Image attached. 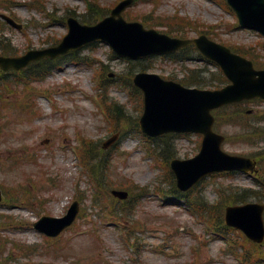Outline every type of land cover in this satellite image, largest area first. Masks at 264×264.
Here are the masks:
<instances>
[{
  "label": "rangeland",
  "instance_id": "374dc122",
  "mask_svg": "<svg viewBox=\"0 0 264 264\" xmlns=\"http://www.w3.org/2000/svg\"><path fill=\"white\" fill-rule=\"evenodd\" d=\"M15 1L32 3V8L11 5L10 0H0V5L6 4L0 7V13L16 17L25 27L18 30L0 19L3 23H0V39L10 41L20 55L31 48H45L67 34V25L61 20L50 21L47 12L57 19L68 16L70 9L81 16L88 12L86 0ZM87 1L98 3L99 9L103 8L102 12L105 13L107 8H113L120 0ZM36 6L42 7L46 12ZM152 8L149 3H139L130 9L132 14H139L140 17L146 13L157 14L156 17L179 14L208 25H217L212 30L216 32V41L228 45L244 44L250 48L251 53L261 52L258 58L264 62L261 47L264 38L256 32L235 28L233 25L237 23V18L224 11L213 0H158V6H155L157 13L152 14ZM198 34L191 32V37ZM77 55L93 62H103L107 65V73L112 72L116 77L111 78V82L106 85L107 90H100L95 67L74 63L72 57L66 56L59 61L60 69H55L45 80L35 83L37 89L43 90L48 96H37L36 106L33 111L30 110V115H20L18 111L13 114L10 120L12 125L4 130L0 138V187L5 193L8 190L12 193L11 189L17 188L14 189L17 194L12 193L10 197L15 204L3 202L0 205V214H10L13 216L10 219L14 220L12 225L0 233V237L6 240L43 245L46 243L45 237L31 226L33 221L43 215L62 216L77 197L83 208L91 206L95 188L84 175L80 159L72 148L79 146V139L83 136H89L101 145L112 135L111 125L109 126L97 102L99 94L100 97L107 98L108 104L117 101L123 105L130 120L139 119L143 110L142 100L127 93L124 87L126 75L146 69L164 76L173 73L174 76L183 77L189 67L206 66L204 63L175 62L159 57L132 65L127 59L117 57L110 46L103 42L85 46L77 51ZM207 67L212 71L216 70L211 65ZM209 86H212L211 81ZM22 97L23 94L12 100ZM54 101L61 107L55 108ZM248 108L262 114L264 101L250 102ZM123 122L124 119L119 124L122 125ZM220 131L225 135L234 133V130L226 126ZM142 138L141 133L131 129L120 140V148L116 152L113 150L110 155H113L111 159L116 167L114 174L109 175L111 178L119 176L131 179L135 188L149 189V195L143 197L136 206H122L128 215H117L125 225L132 226L130 241L122 227L111 222L99 207L94 210L91 206L86 216L80 217L77 225L59 238L58 253L48 257L60 258L59 264H87L90 260H94L91 264H242L228 251L226 239L221 235L210 237L204 225L185 206L178 201H171L172 197H161L156 193L158 184L169 189L170 182L165 178L161 163L147 154L148 148L143 145ZM46 140L49 142L46 143ZM201 141L202 137L197 134L176 135L157 139L153 143V149L164 161L168 155L170 158L175 155L186 159L199 152ZM63 143L66 144L62 150ZM149 143L146 142L145 145L148 146ZM166 147L170 149L169 153L162 151ZM225 149L234 154L254 155L264 151V140L244 144L231 138ZM254 177L255 175L233 173L231 177L217 178L216 182L251 188L256 185ZM212 182L214 178L206 179V183L197 190L202 194H197L196 197L204 201H215L217 196ZM121 186L126 188L122 182L117 188ZM27 194L31 197V205L23 200ZM229 194H233L235 198V202H230L232 204L262 202L263 199L261 193L249 194L244 201L239 198L240 193ZM86 227L99 237V242L95 237L87 236ZM131 242H135L136 246ZM94 252L99 258L91 257ZM6 255L16 258L21 253L9 250ZM0 258H3L1 252Z\"/></svg>",
  "mask_w": 264,
  "mask_h": 264
},
{
  "label": "water",
  "instance_id": "95a60500",
  "mask_svg": "<svg viewBox=\"0 0 264 264\" xmlns=\"http://www.w3.org/2000/svg\"><path fill=\"white\" fill-rule=\"evenodd\" d=\"M229 1L237 10L244 26L264 32V0ZM130 3V1L122 3L114 10L110 19L95 27L82 26L78 21L70 19V33L60 46L31 52L24 58L25 60L8 62L5 65L21 67L44 56L56 57L97 38L107 39L119 53L133 57L150 53H168L190 43H196L208 57L221 64L232 80V85L215 92L189 90L177 83L164 81L157 75L140 74L136 81L146 94V114L142 120L144 129L150 133L201 128L208 130V141L202 153L193 160L176 163L181 187H189L200 177L215 170L254 169V162L230 157L219 151L220 139L211 132L214 118L210 114V109L243 99L264 98V71H256L251 61L233 54L230 49L204 36L194 41L173 39L156 31L145 30L141 24L126 23L121 17V12ZM116 16H119V19H116ZM211 136L218 143L216 148ZM75 211L76 208L73 213ZM228 211L229 224L242 227L256 240L263 238L262 210L258 211L256 206L250 205L229 208ZM46 221L52 223L54 220ZM51 223L45 226L53 229V232L50 230L49 233L57 234L58 224Z\"/></svg>",
  "mask_w": 264,
  "mask_h": 264
},
{
  "label": "trees",
  "instance_id": "16d2710c",
  "mask_svg": "<svg viewBox=\"0 0 264 264\" xmlns=\"http://www.w3.org/2000/svg\"><path fill=\"white\" fill-rule=\"evenodd\" d=\"M178 25H183V24H180V23H178ZM175 29V28H174ZM84 152H85V154H86V157H88L90 154H92L94 151L92 150V145L91 144H86L85 145V148H84ZM91 161V155H90V158H89V162ZM91 163V162H90ZM92 164V163H91ZM90 169L92 170V167H90ZM94 172V171H93ZM261 183H262V186H263V188H264V177H263V179L261 180ZM247 194V191H245L243 194H240V196H239V198L240 199H245V196L244 195H246ZM230 200H234L235 198L234 197H231V198H229Z\"/></svg>",
  "mask_w": 264,
  "mask_h": 264
}]
</instances>
